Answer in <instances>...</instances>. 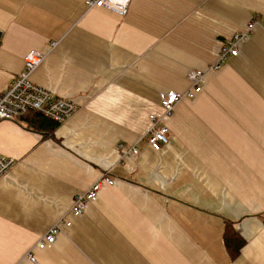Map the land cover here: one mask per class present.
<instances>
[{"label": "crops", "instance_id": "obj_1", "mask_svg": "<svg viewBox=\"0 0 264 264\" xmlns=\"http://www.w3.org/2000/svg\"><path fill=\"white\" fill-rule=\"evenodd\" d=\"M251 21L151 148L159 94L188 89L185 73ZM30 49L46 52L30 79L78 109L60 125L0 121V155L14 160L0 178V264H264V0H130L121 18L85 0H0V91ZM103 173L114 183L72 216ZM60 219L71 225L37 248ZM225 225L244 240L233 257Z\"/></svg>", "mask_w": 264, "mask_h": 264}, {"label": "built area", "instance_id": "obj_2", "mask_svg": "<svg viewBox=\"0 0 264 264\" xmlns=\"http://www.w3.org/2000/svg\"><path fill=\"white\" fill-rule=\"evenodd\" d=\"M130 0H85L88 8H101L116 17H123L127 11ZM254 22L247 23L242 31L234 33L226 42L222 43L218 49L214 62L207 65L204 70L190 69L185 73V79L189 84L184 91L168 89L159 94L158 104L162 110L161 116L149 115L150 125L145 133V141L154 150L160 149L167 143V130L163 126L161 119L168 117L174 105L183 98H191L202 83L206 71L215 70L225 63L227 57L236 56L238 44L245 41L253 27ZM55 46L52 42L49 46L51 50ZM46 52L37 49H30L23 58L22 69L14 76L5 90L0 91V121L17 119L28 113H39L44 118L60 125L66 122L78 109L77 104L70 98L56 96L44 87L34 83L30 75L44 61ZM120 156H134L137 153L135 146L125 147L117 144ZM14 165L12 158L0 155V178ZM113 178L100 174L90 187L84 192L74 195L69 213L72 216H80L91 202L97 198L98 192L103 185H112ZM70 226L71 222L60 219L56 221L47 232L37 241V248H44L47 244H52L60 226ZM32 264H36V257L33 254L27 255Z\"/></svg>", "mask_w": 264, "mask_h": 264}, {"label": "trees", "instance_id": "obj_3", "mask_svg": "<svg viewBox=\"0 0 264 264\" xmlns=\"http://www.w3.org/2000/svg\"><path fill=\"white\" fill-rule=\"evenodd\" d=\"M19 119H27L30 123L34 125L39 124L41 122H47L51 125H55V123H53L52 121H49L39 113L34 112L25 114L19 117ZM222 240L224 247L226 248L227 253L229 254V257L235 256L241 245L244 243V240L236 232H234L229 225H225L224 227Z\"/></svg>", "mask_w": 264, "mask_h": 264}, {"label": "rangeland", "instance_id": "obj_4", "mask_svg": "<svg viewBox=\"0 0 264 264\" xmlns=\"http://www.w3.org/2000/svg\"><path fill=\"white\" fill-rule=\"evenodd\" d=\"M171 113H172V111H171ZM171 115V114H170Z\"/></svg>", "mask_w": 264, "mask_h": 264}]
</instances>
